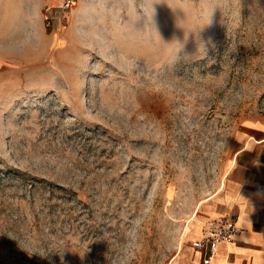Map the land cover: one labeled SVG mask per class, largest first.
<instances>
[{
	"label": "rangeland",
	"instance_id": "rangeland-1",
	"mask_svg": "<svg viewBox=\"0 0 264 264\" xmlns=\"http://www.w3.org/2000/svg\"><path fill=\"white\" fill-rule=\"evenodd\" d=\"M42 17L0 59V264H172L264 124V0Z\"/></svg>",
	"mask_w": 264,
	"mask_h": 264
},
{
	"label": "crops",
	"instance_id": "crops-1",
	"mask_svg": "<svg viewBox=\"0 0 264 264\" xmlns=\"http://www.w3.org/2000/svg\"><path fill=\"white\" fill-rule=\"evenodd\" d=\"M61 2L0 0V59L5 54L3 46L7 39L43 35L44 6L56 7ZM248 129L251 135L240 133L236 137L238 150L226 176V188L221 187L204 201L214 202L220 197L222 201L214 218L232 216L239 229L233 242L219 246L211 264H264V124L254 123ZM203 224L196 219L185 238L189 245L183 250L181 243L172 264H203L208 251L193 247L204 235L208 223Z\"/></svg>",
	"mask_w": 264,
	"mask_h": 264
},
{
	"label": "built area",
	"instance_id": "built-area-1",
	"mask_svg": "<svg viewBox=\"0 0 264 264\" xmlns=\"http://www.w3.org/2000/svg\"><path fill=\"white\" fill-rule=\"evenodd\" d=\"M78 4V0H62L61 4L56 7L45 5L43 9L44 21L47 26L57 23L65 24L68 16ZM239 229L232 216H224L213 220L209 223L204 231L203 237L193 243L196 250H207V257L203 260V264H211L213 256L218 251L222 243H229L235 240Z\"/></svg>",
	"mask_w": 264,
	"mask_h": 264
}]
</instances>
